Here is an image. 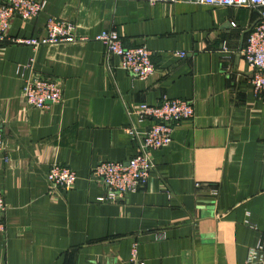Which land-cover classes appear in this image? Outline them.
I'll return each mask as SVG.
<instances>
[{
  "label": "crops",
  "instance_id": "obj_1",
  "mask_svg": "<svg viewBox=\"0 0 264 264\" xmlns=\"http://www.w3.org/2000/svg\"><path fill=\"white\" fill-rule=\"evenodd\" d=\"M45 1L35 17L14 16L7 35L42 36L47 18L56 17L73 23L77 39L35 49L0 44V128L8 157H0L6 202L0 264L122 263L134 242L145 264H246L248 249L264 239V92L256 95L241 55L257 10ZM108 28L126 46L152 51V75L140 79L106 67L104 47L93 37ZM31 56L33 73L62 83L61 102L39 109L22 98L16 69ZM163 95L191 100L194 117L177 123L171 142L151 152L146 185L119 201H100L106 189L92 168L138 152L139 138L124 130L127 110ZM132 123L141 133L150 121L132 116ZM55 162L76 173L60 196L48 194L45 180Z\"/></svg>",
  "mask_w": 264,
  "mask_h": 264
},
{
  "label": "built area",
  "instance_id": "obj_2",
  "mask_svg": "<svg viewBox=\"0 0 264 264\" xmlns=\"http://www.w3.org/2000/svg\"><path fill=\"white\" fill-rule=\"evenodd\" d=\"M155 3H201L230 7H246L257 10L256 21L251 25L241 55L250 67V83L256 93L264 92V0H134ZM45 0H0V44L7 42L22 43L33 49L40 45L59 42H72L74 25L66 19L48 17L45 23V34L28 38H12L7 35L10 22L14 16L26 19L37 16L45 7ZM232 26L235 23L230 22ZM83 40L84 38H79ZM94 40L100 41L104 47V63L108 69L117 67L131 75L145 79L152 75L155 64L152 51L144 45L126 46L114 28L103 29L96 33ZM184 56V52H178ZM111 57L117 58V64L109 62ZM35 58L31 56L24 65H19L16 72L21 79V96L32 107L43 109L51 103L63 100V85L53 77H44L33 73ZM129 124L124 130L131 136L139 138L138 152L127 161L105 160L97 163L91 170L92 175L106 189V193L98 199L105 202L121 200L126 193L136 191L146 185L150 172L154 168L151 152L154 149L168 145L172 140L174 126L183 120L194 117V106L191 100L171 98L163 95L155 104L136 103L127 110ZM132 116L137 121L149 120L150 124L141 133L133 127ZM139 134V135H138ZM6 146L0 128V157L8 161L5 154ZM45 180L48 194L63 195L76 180L75 171L68 165L59 162L52 163L46 173ZM198 185V184H196ZM6 202L0 191V231H3V221ZM246 264H264V239L248 249ZM113 264H145L137 256V243L130 248L129 258L122 263Z\"/></svg>",
  "mask_w": 264,
  "mask_h": 264
}]
</instances>
